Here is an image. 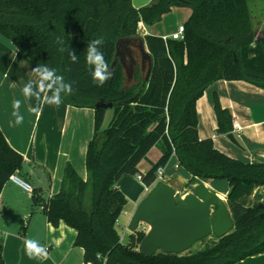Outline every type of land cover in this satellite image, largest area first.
I'll return each mask as SVG.
<instances>
[{"label": "trees", "instance_id": "16d2710c", "mask_svg": "<svg viewBox=\"0 0 264 264\" xmlns=\"http://www.w3.org/2000/svg\"><path fill=\"white\" fill-rule=\"evenodd\" d=\"M250 0H153L135 8L132 0H0V34L37 66L54 69L63 80L53 83L69 105L94 109V132L86 151L87 177L72 164L65 166L62 187L49 198L33 189V204L57 226L64 221L77 231L75 245L83 249V264H234L264 252V215L252 198L264 188V163L232 158L218 150L213 138L198 135L196 101L213 82L244 80L264 88V36L255 35ZM188 7L184 39L164 40L147 33L144 40L152 57L148 78L136 71L126 83L120 61L111 68L116 43L137 36V22L162 19L172 7ZM94 39L109 73L102 85L92 80L87 46ZM77 57L69 59V52ZM51 83L50 81H47ZM71 84L70 93L60 86ZM112 117L103 127L108 108ZM218 134L233 131V116L214 94ZM161 155L146 172L139 162L155 145ZM175 154L178 165L199 178L225 179L226 204L234 224L226 235L186 254L138 251L143 230L122 243L117 219L128 199L118 188L123 175H141L147 186L157 179ZM24 164L0 130V193L11 174ZM253 199L254 202H250ZM0 243V264H5Z\"/></svg>", "mask_w": 264, "mask_h": 264}, {"label": "crops", "instance_id": "0c3cea01", "mask_svg": "<svg viewBox=\"0 0 264 264\" xmlns=\"http://www.w3.org/2000/svg\"><path fill=\"white\" fill-rule=\"evenodd\" d=\"M187 10L190 15V9ZM146 33L150 32L146 30ZM151 33L171 34L157 31ZM260 33L258 37H263L264 30ZM136 41L125 46L133 49ZM124 53L125 62L130 63L128 52L124 50ZM118 61L121 62V59ZM37 67L10 39L0 34V130L9 144L23 154V167L15 174L32 186V191H28L20 184L7 181L2 188V255L5 264H83V249L75 245L77 231L64 221L57 226L52 225L41 208L33 204L32 193L36 189L44 198L57 193L62 187L64 169L68 163L86 179L85 158L88 142L94 132V109L69 105L62 98L59 105L49 104L47 99L53 95L54 89L39 88L40 77L35 71ZM147 67L148 60L140 57V65L134 68L130 81L135 80L137 68L142 73ZM29 83L31 93L24 97L22 88ZM45 84L48 82L45 81ZM214 94L218 95L220 104L230 110L233 123L238 125L232 131L237 144L227 137L228 133L216 132L218 123ZM17 100L20 103L14 107V101ZM196 110L200 138H213L215 147L232 158L264 163V88L244 80L219 79L210 84L197 99ZM17 115L22 117L19 123L16 122ZM157 145L139 162L141 172H146L150 163L161 155ZM154 151L155 157H151ZM170 162L174 163L172 167ZM142 163L147 164L146 167L142 168ZM190 178L191 175L178 165L177 157L173 154L163 168L162 180L176 187L172 183L173 179L186 183ZM199 180V184H204L223 200L226 199L230 188L227 180ZM135 208L134 202L127 219L128 227ZM25 240L36 241L43 252L37 256H28L24 249ZM234 264H264V252Z\"/></svg>", "mask_w": 264, "mask_h": 264}, {"label": "water", "instance_id": "95a60500", "mask_svg": "<svg viewBox=\"0 0 264 264\" xmlns=\"http://www.w3.org/2000/svg\"><path fill=\"white\" fill-rule=\"evenodd\" d=\"M151 1L132 0V6L140 8L148 5ZM133 40L140 42L138 54L148 60L146 78H148L152 64V57L149 51H146L144 38L133 36L119 40L116 43L111 68L116 65L120 58L124 64L126 81L132 79L134 68L137 66V55L133 51L136 48L132 49L125 46ZM124 50L128 52L130 64L125 62ZM96 106L111 108L113 103H105L101 100ZM227 137L235 144L238 143L232 132L228 133ZM196 185L192 191L182 193L181 189L162 181L157 183L146 196L142 197L148 189L145 188L143 182L137 179L136 175H123L121 177L118 188L127 199L136 203L128 228L131 232H134L141 225L148 227L138 246L140 253L146 256L153 255L158 251L182 254L195 242L211 234L220 238L233 229L234 224L231 214L223 198L210 191L204 184ZM179 193L181 194L180 200L177 198ZM252 198L258 203V207L263 210L261 213V216H263L264 188H256Z\"/></svg>", "mask_w": 264, "mask_h": 264}, {"label": "rangeland", "instance_id": "374dc122", "mask_svg": "<svg viewBox=\"0 0 264 264\" xmlns=\"http://www.w3.org/2000/svg\"><path fill=\"white\" fill-rule=\"evenodd\" d=\"M153 1V0H152ZM151 1V2H152ZM250 10H251V16L253 18V24H254V30H255V35L258 37L261 35L260 31L262 30V33H263V30H264V0H250ZM188 7H178V6H174L171 8L170 11L164 13L162 15V19L154 24H151V25H148L146 24L142 17L140 16L138 22H137V29H136V34L137 36H140L141 38H144V35L146 34L143 30H141L138 25V23L141 21L144 25H145V29L148 30V32H153V31H157V32H162V33H167V32H170L172 33L173 31H175V29L178 28L179 24L183 23L187 18H188ZM145 33V34H144ZM152 34V33H151ZM169 34V33H168ZM264 34V33H263ZM159 35V34H158ZM164 34H160L159 36H163ZM140 45V42H135V45H134V48H136L135 51L136 52V59H137V67L140 65V54H138V47ZM145 71L144 70L141 75H144L145 74ZM126 83H131V81L127 80ZM112 114H113V110L112 108H108L107 109V112H106V117H105V121L103 123V127H106L112 117ZM158 148H160V144L157 145ZM155 154V151L153 153L150 154L151 157H155L154 156ZM150 157V158H151ZM149 163V161H148ZM153 162L150 163V165L152 164ZM173 165L174 163L173 162H170V165ZM147 164L145 163H142L141 167H146ZM171 165V167H172ZM164 180H157L156 182H154V184L148 186V190L142 195V197L146 196V194H148V192H150L155 186L157 183L159 182H162ZM172 183L178 188V189H181L180 191L182 193H186L188 191H192L196 184L200 183V180L198 179L197 182L195 181H187L186 183H180L177 181V179H173L172 180ZM180 193L177 195V198L180 200ZM225 202H227L226 199H224ZM129 202V203H128ZM128 204H126L118 219H117V222H116V230L120 236V239H121V242L122 243H127L128 240H129V234L131 233L130 229L128 228L127 226V222H128V216H129V213L131 212V210H133V204L134 202L129 200L128 199ZM250 202H254L253 199H250ZM147 229L148 227L146 225H141L139 230H143L145 233L147 232ZM216 236L214 235H210V236H207L205 238H203L202 240H199L197 242H195L187 251L183 252L182 254H186V253H192V252H195L199 249H201L205 244H208L210 243L211 241H214L216 240Z\"/></svg>", "mask_w": 264, "mask_h": 264}, {"label": "clouds", "instance_id": "9594fccd", "mask_svg": "<svg viewBox=\"0 0 264 264\" xmlns=\"http://www.w3.org/2000/svg\"><path fill=\"white\" fill-rule=\"evenodd\" d=\"M101 43L100 39H94L87 46L85 62L87 65L94 66V70L90 73L92 80L98 85H102L105 80L109 78V73L105 71L107 64L105 63L104 57L101 52L97 51L96 45ZM69 59L72 62L77 61V57L73 53L69 52ZM35 71L40 77L39 88H51L53 83H59L63 80L62 76H54V69H49L46 66H38ZM45 81H50L51 83L45 84ZM67 93L72 91L71 84H61L60 85ZM60 88L54 90L53 95L47 99L49 104L59 105L61 103V97L59 95ZM24 97L29 96L31 93V83L26 84L22 88ZM19 101H14L13 106L16 107L19 105ZM22 117L19 115L16 116V122L19 123ZM24 249L28 256H37L43 252L42 247L38 246L37 242L34 240H25Z\"/></svg>", "mask_w": 264, "mask_h": 264}, {"label": "built area", "instance_id": "2783aa9c", "mask_svg": "<svg viewBox=\"0 0 264 264\" xmlns=\"http://www.w3.org/2000/svg\"><path fill=\"white\" fill-rule=\"evenodd\" d=\"M138 25H139L138 28H140L141 30H143L146 33L145 25L141 21L138 23ZM184 31H185L184 24L181 23V24H179L177 30H175L171 34L163 35L162 37H163L164 40H167L168 38L182 40V39H184ZM237 128H238V125L236 123H233V130H236ZM136 177H137L138 180L141 181V175L140 174H137ZM162 179H163V168H159L158 171H157V179H156V181L157 180H162ZM8 181H12L14 183L20 184L26 190L32 191V186L29 183H27L24 180H22L21 178H19L16 174H11L9 176ZM144 185H145V188H147V189L149 188L146 184H144ZM1 204H2V202H1V199H0V207H1Z\"/></svg>", "mask_w": 264, "mask_h": 264}, {"label": "flooded vegetation", "instance_id": "af4514ba", "mask_svg": "<svg viewBox=\"0 0 264 264\" xmlns=\"http://www.w3.org/2000/svg\"><path fill=\"white\" fill-rule=\"evenodd\" d=\"M130 63H131V61H130ZM129 62H128V64H130ZM131 66V65H130Z\"/></svg>", "mask_w": 264, "mask_h": 264}]
</instances>
